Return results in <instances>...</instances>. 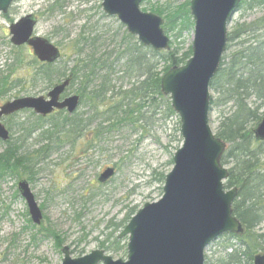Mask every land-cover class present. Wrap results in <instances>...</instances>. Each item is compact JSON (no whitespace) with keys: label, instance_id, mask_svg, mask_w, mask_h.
Masks as SVG:
<instances>
[{"label":"rangeland","instance_id":"374dc122","mask_svg":"<svg viewBox=\"0 0 264 264\" xmlns=\"http://www.w3.org/2000/svg\"><path fill=\"white\" fill-rule=\"evenodd\" d=\"M190 1L142 0L140 4L142 12L157 15L163 20L162 28L172 43L170 51L177 49L179 57L191 48L193 25L181 35L177 34V26L167 32L163 27L165 13L158 15L152 8L175 11ZM101 4L102 0H15L6 14L0 12V80L9 77L8 82H15L34 72L27 47H22L21 51L23 67L19 69L16 65L14 53L17 49L10 44L8 30L11 24L27 15L34 16L37 21L33 35L48 40L61 51L62 56L55 64L58 76L63 72L69 74L75 65L76 58L68 46L76 38L87 39V45L96 50L97 56L109 54L111 61L131 44L140 46L137 38L129 35L116 17L103 13ZM262 15L264 0H247L246 5L234 15L228 32L235 25ZM124 64L125 58L115 63L112 78L125 76L121 81L116 80V87L122 85L125 89L134 80L128 81ZM161 68L162 65L158 71ZM57 80L56 75L50 86L38 81L34 88L32 83L21 84L13 90H9V85L4 91L0 87V105L20 97H45ZM78 89L79 81H76L66 96L77 94ZM210 96L216 99L211 92ZM87 112L88 107L81 105L76 113L86 116ZM221 113L218 108L209 113V126L214 134ZM1 122L9 130L11 140L21 142L23 152H32L45 144L41 138L42 130L34 127L43 126L45 130L51 121L38 122L32 111H22L3 118ZM133 123L105 135L98 149L81 148V141H78L74 147L65 146L52 153L37 166L35 176L23 174L1 182L0 264H61L64 247L69 248L72 258L95 250L106 252L101 248L102 244L109 247L132 215L145 204L161 198L162 175L166 176L171 171L173 156L182 145L179 118L175 114L166 119L161 111H157L147 113L140 122ZM5 147V143L0 142V152ZM108 167L114 169L113 177L99 184L97 178ZM21 179L28 181L41 210L40 225L31 222L27 205L17 192V182ZM55 240L60 245H56ZM120 241L127 244V237ZM230 243L234 242L228 235L213 241L204 251V264H220L221 259L233 249ZM106 254L114 260L125 261L127 257L126 248L118 254Z\"/></svg>","mask_w":264,"mask_h":264},{"label":"water","instance_id":"95a60500","mask_svg":"<svg viewBox=\"0 0 264 264\" xmlns=\"http://www.w3.org/2000/svg\"><path fill=\"white\" fill-rule=\"evenodd\" d=\"M15 0H0V12L6 14ZM142 0H102L103 13L125 26L131 36L155 52L170 50V39L162 29L163 20L140 10ZM240 0H191L193 20L192 56L185 65L170 68L161 78L160 91L169 97L180 122L181 147L175 152L171 171L165 176L161 198L130 219L118 239L128 237L126 260H114L103 250L72 258L69 248L62 249L61 264H204L205 249L225 234L242 235L244 228L232 213L237 189H224L228 170L220 164L227 145L209 126V85L219 71L226 52L227 32ZM36 19L21 18L9 27L10 43L27 46L39 63L54 64L60 50L48 40L33 36ZM72 76L55 85L46 97H21L0 105V119L22 110L46 117L55 111L73 114L79 96L60 97ZM257 141H264V117L253 128ZM9 131L0 122V140L7 142ZM114 175L106 168L97 182L104 184ZM33 224L40 225L42 214L29 184H17ZM253 264H264V255H256Z\"/></svg>","mask_w":264,"mask_h":264},{"label":"trees","instance_id":"16d2710c","mask_svg":"<svg viewBox=\"0 0 264 264\" xmlns=\"http://www.w3.org/2000/svg\"><path fill=\"white\" fill-rule=\"evenodd\" d=\"M246 3L247 0H240L238 10ZM189 4L186 2L175 11L162 7L152 10L158 15L165 13L163 27L167 32L177 26V34L181 35L193 25ZM169 45L171 50L172 43ZM68 48L76 58L69 74L63 72L58 76L55 64H39L32 58L30 64L35 68L32 75L12 83L8 82L9 77L1 78L0 87L4 91L8 85L9 90L29 83L34 88L38 81L50 86L56 75L57 83L71 75L70 87L79 81V89L75 93L81 97L80 106L86 105L88 112L86 116L56 113L46 119L37 117L38 122H51L45 130L43 126L34 127L42 130L41 138L45 144L32 152H23L18 140L5 143V149L0 152V184L8 177L35 176L37 166L52 153L65 146L74 147L78 141H81V148L98 149L105 135L135 121L140 122L147 113L161 111L166 119L175 116L170 99L160 91V81L170 68L186 63L191 56V48L179 57L177 49L158 53L131 44L113 61L109 54L97 56L85 38L72 40ZM16 49L14 61L20 69L24 61L22 48ZM123 58L126 77L129 82L134 80L125 89L122 85L116 87V80L121 81L125 76L112 78L115 63ZM209 89L216 95L215 100L213 97L210 100V112L213 108L222 110L215 135L227 144L220 159V164L228 169L224 189H237L232 213L244 228L242 235H228L234 242L230 243L233 249L221 259L220 264H253L256 255H264V141H257L253 134V127L264 116V15L237 24L228 32L226 53ZM164 178L162 175V180ZM55 242L60 245L57 240ZM101 248L118 254L125 250L126 244L116 238L109 247L102 244Z\"/></svg>","mask_w":264,"mask_h":264},{"label":"flooded vegetation","instance_id":"af4514ba","mask_svg":"<svg viewBox=\"0 0 264 264\" xmlns=\"http://www.w3.org/2000/svg\"><path fill=\"white\" fill-rule=\"evenodd\" d=\"M77 95L79 96V104H80V103H81V97H80L79 94H77ZM64 97H65V96H63V97H61V98H64ZM22 111H31V110H22ZM22 111H19V112H17L16 114H18V113H20V112H22ZM55 113H63V114H64V113H66V112H65V110H62V111H55L54 114H55ZM16 114H14V115H16ZM14 115H12V116H14ZM8 131H9V130H8Z\"/></svg>","mask_w":264,"mask_h":264}]
</instances>
